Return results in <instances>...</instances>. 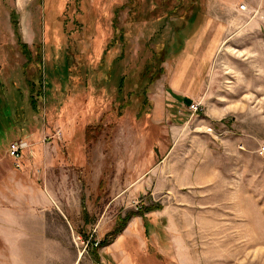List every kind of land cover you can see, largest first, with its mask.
I'll use <instances>...</instances> for the list:
<instances>
[{
  "label": "rangeland",
  "instance_id": "1",
  "mask_svg": "<svg viewBox=\"0 0 264 264\" xmlns=\"http://www.w3.org/2000/svg\"><path fill=\"white\" fill-rule=\"evenodd\" d=\"M150 205L195 218L196 264H264V0H0V264L20 242L70 264L66 233L113 264L103 239Z\"/></svg>",
  "mask_w": 264,
  "mask_h": 264
},
{
  "label": "crops",
  "instance_id": "2",
  "mask_svg": "<svg viewBox=\"0 0 264 264\" xmlns=\"http://www.w3.org/2000/svg\"><path fill=\"white\" fill-rule=\"evenodd\" d=\"M208 14L210 15V13ZM209 23L210 21L208 24ZM197 38L201 40L203 37L200 36ZM169 157L170 155L165 158V161ZM169 181L170 183L176 182L172 177H169ZM166 196L172 198L173 193L167 192ZM171 213V211L169 213L168 210L164 209L154 210L153 212L150 211V213L147 214L149 223L148 231L144 217L140 215L133 216L123 232L116 237L115 241L109 245H105L106 247L104 246V254L100 252V257L107 256L109 261L113 262V264H141L139 262L140 256L151 260L154 264L155 262L158 264H188L189 262L196 264L199 259L202 263L203 256L190 254L188 251V235L186 228L187 225H190L191 229L197 227L195 218L188 215L182 216L181 213L178 215H173ZM69 226V224L66 226L61 225V230L67 232ZM58 242L60 249H68V251L71 252L70 264H84V261L87 260L82 252H76V250L70 246L71 239L68 233H66L65 238L59 237ZM17 244L18 247L21 246L23 252L16 251L7 255L5 251L6 254L3 257V264H27V262H25L26 259H28L27 246L24 245V243L21 244V242ZM5 247L7 248L6 242ZM63 250H60V255L58 257L64 256ZM21 255H23V257ZM16 257L18 260H13V258ZM59 264H61V262Z\"/></svg>",
  "mask_w": 264,
  "mask_h": 264
},
{
  "label": "trees",
  "instance_id": "3",
  "mask_svg": "<svg viewBox=\"0 0 264 264\" xmlns=\"http://www.w3.org/2000/svg\"><path fill=\"white\" fill-rule=\"evenodd\" d=\"M11 23L13 25L15 34L18 37V42H19V46L21 47V51L22 53L27 57V62L29 61H33L31 60L32 56V51L30 50L29 46L27 43L23 42L21 39V35L19 32V24H18V13L16 12L15 9H12L11 11ZM41 51L38 52V58L36 61H38V67L41 70V65H42V58H41ZM34 59V58H33ZM158 71L163 72L164 69H158ZM31 88H30V99H31V103L36 105L37 99L43 98L44 94H45V88L47 85V81L46 79L42 76L41 72L40 75L36 78H32L29 81ZM44 88V89H43ZM90 128H88L86 130V139L88 140V136H90ZM159 206L156 205H150L149 207H145L144 209H138V211H133V212H129L127 213L125 216L123 217H119V224L117 223L113 230L109 233V236L106 237L105 239H103L102 245H109L112 243V241L114 240V238H116L119 234H121L124 230V228L126 227V225L128 224L129 220L135 216V215H140L144 217L145 220V225L147 226V231H148V219L145 216L146 212H149L153 209H159ZM159 255V254H158ZM157 255V256H158ZM159 257V256H158Z\"/></svg>",
  "mask_w": 264,
  "mask_h": 264
},
{
  "label": "built area",
  "instance_id": "4",
  "mask_svg": "<svg viewBox=\"0 0 264 264\" xmlns=\"http://www.w3.org/2000/svg\"><path fill=\"white\" fill-rule=\"evenodd\" d=\"M245 7H246V5L245 4H243L242 6H241V8L243 9V10H245ZM192 109V111L194 112H196V111H198L199 109H200V103L199 102H197V101H195L194 103H192V107H191ZM28 147V144H27V142H25V141H15V142H12L11 144H10V148H9V152H10V155L13 157V158H15V159H18V158H20L21 157V155H22V153L24 152V150L26 149ZM93 235L94 234H91V239H92V237H93ZM79 238H80V236H79ZM99 244H100V241L99 240H96V239H94L93 241H90V239H88L87 241H85L84 242V247H85V249L87 248V247H89V246H92V247H98L99 246Z\"/></svg>",
  "mask_w": 264,
  "mask_h": 264
},
{
  "label": "bare ground",
  "instance_id": "5",
  "mask_svg": "<svg viewBox=\"0 0 264 264\" xmlns=\"http://www.w3.org/2000/svg\"><path fill=\"white\" fill-rule=\"evenodd\" d=\"M245 9H247V6L245 7Z\"/></svg>",
  "mask_w": 264,
  "mask_h": 264
}]
</instances>
